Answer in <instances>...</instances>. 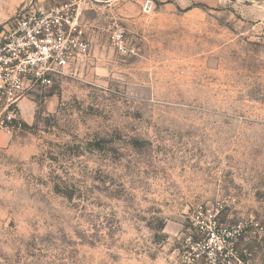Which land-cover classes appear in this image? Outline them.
Wrapping results in <instances>:
<instances>
[{
    "label": "rangeland",
    "instance_id": "1",
    "mask_svg": "<svg viewBox=\"0 0 264 264\" xmlns=\"http://www.w3.org/2000/svg\"><path fill=\"white\" fill-rule=\"evenodd\" d=\"M66 3L90 53L0 146V264H207L186 237L219 206L264 264V0H0V41Z\"/></svg>",
    "mask_w": 264,
    "mask_h": 264
},
{
    "label": "built area",
    "instance_id": "2",
    "mask_svg": "<svg viewBox=\"0 0 264 264\" xmlns=\"http://www.w3.org/2000/svg\"><path fill=\"white\" fill-rule=\"evenodd\" d=\"M73 6L66 3L23 9L4 27L0 41V131L6 135L13 137L24 128L22 101L41 88L52 87L89 55L90 41ZM145 9L151 12L152 4L148 2ZM121 38L114 40L125 52ZM221 210L219 206L195 211L190 228L195 233L186 237L187 259L199 262L202 257L207 264H250V254L235 249L247 229L221 224Z\"/></svg>",
    "mask_w": 264,
    "mask_h": 264
},
{
    "label": "crops",
    "instance_id": "3",
    "mask_svg": "<svg viewBox=\"0 0 264 264\" xmlns=\"http://www.w3.org/2000/svg\"><path fill=\"white\" fill-rule=\"evenodd\" d=\"M25 106L27 111H23L24 112V116H26V118H29V122H32L33 120V115L30 113V107L28 104H24V101H22L21 103V107ZM28 122V124H30ZM10 141V138L8 137V135L4 134L3 132L0 133V146H5L8 142Z\"/></svg>",
    "mask_w": 264,
    "mask_h": 264
},
{
    "label": "trees",
    "instance_id": "4",
    "mask_svg": "<svg viewBox=\"0 0 264 264\" xmlns=\"http://www.w3.org/2000/svg\"><path fill=\"white\" fill-rule=\"evenodd\" d=\"M252 229H254V228H252ZM248 231V230H247Z\"/></svg>",
    "mask_w": 264,
    "mask_h": 264
}]
</instances>
